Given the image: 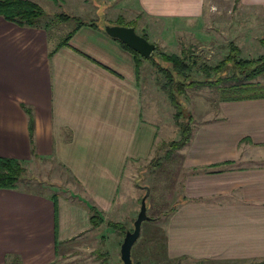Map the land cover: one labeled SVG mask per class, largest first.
<instances>
[{"label":"crops","instance_id":"obj_1","mask_svg":"<svg viewBox=\"0 0 264 264\" xmlns=\"http://www.w3.org/2000/svg\"><path fill=\"white\" fill-rule=\"evenodd\" d=\"M32 1L72 12L87 3ZM209 1L102 2L107 24L127 19L139 29L199 18ZM234 4L264 9V0ZM98 24L81 26L61 45L75 27L54 38L51 25L20 26L0 15V156L63 178L53 193L0 188V264H78L69 245L93 234L90 206L115 211L123 179H133L155 147L161 128L145 94L147 58ZM217 107L183 148L185 200L162 233L168 264H264V95ZM213 164L222 165L192 172Z\"/></svg>","mask_w":264,"mask_h":264},{"label":"rangeland","instance_id":"obj_2","mask_svg":"<svg viewBox=\"0 0 264 264\" xmlns=\"http://www.w3.org/2000/svg\"><path fill=\"white\" fill-rule=\"evenodd\" d=\"M85 1L87 3L85 9L83 7L84 11L81 8L72 12L64 6L60 7V3L57 6L44 7L51 25V36L64 37L78 23L77 19L73 18L65 22L58 20L57 14L63 11L72 16L83 13L85 20L99 15L96 18L98 22L103 25L109 23L105 16L107 6H104V0ZM110 19V23H118L117 19ZM143 22L145 24V21ZM123 23L132 26L131 21L127 19ZM149 23L151 26L143 25V28H136V31L146 35L160 50L168 54L186 56L190 64V76H177V82L198 80L180 92V101L185 113L178 118L180 123L189 122L194 130L201 121L217 115V105L222 101L238 96L264 95V74L252 81L254 86L238 87L239 83L233 77L236 71L232 61L220 70L215 69L231 53L233 44L240 48V56L245 59H255L264 54V9L243 10L234 4V0H210L205 4L204 14L199 18L176 21L169 26H166L164 21ZM157 53L155 51L153 54L154 61L147 59L144 86L146 96L152 99L157 115L156 122L161 128L159 137L148 159L137 168L133 179L129 174L123 179L119 199L123 198L124 202L117 205L115 211L107 214L99 210L103 222L91 223L93 234L69 245L76 254L78 264H119L122 261L120 248L125 237L124 231L134 228L146 186L150 191L147 198V214L152 220L142 223L140 239L138 238L132 248V258L136 264H168L164 256L162 233L165 232L169 215L185 200L184 184L188 169L185 168L183 148L172 150L171 147L173 140L181 138V129L175 119L177 110L169 99L167 88L164 87L169 83V78L158 66L161 64L172 68V64L164 61ZM207 68L211 71L210 75L206 71ZM169 86L168 88L176 89V81ZM35 166L37 165H33L35 170L31 171V167L28 170L32 180L26 179L27 182L21 187L40 193L60 190L63 184H57L61 183L63 178L59 179L57 171H47L45 168L41 171ZM52 168H55L54 164ZM87 200L90 201L89 198ZM109 222H120L122 226L113 228Z\"/></svg>","mask_w":264,"mask_h":264},{"label":"trees","instance_id":"obj_3","mask_svg":"<svg viewBox=\"0 0 264 264\" xmlns=\"http://www.w3.org/2000/svg\"><path fill=\"white\" fill-rule=\"evenodd\" d=\"M0 15H2L3 17H5L10 21L15 22L20 26H30V27L50 26V21L47 20V14L45 9L39 3L32 0H0ZM56 18L64 22L72 18L77 19L78 21L76 27L70 33H68V35L61 42V45L66 44L70 40L74 32H76L81 26L86 24L99 26L97 19H92L91 21H87L85 19H82L81 17L72 16L65 12L57 14ZM130 25L132 26L135 25V22H133ZM143 36L146 37V35ZM115 39L118 40L125 48L133 52L136 56H138L139 58H143V56L139 52L134 50L132 47L128 46L126 43H124L118 38ZM155 51L158 52L157 54H159L164 61L172 64V68L168 66H163L161 64H158V66L159 69L169 78V83L166 84L164 87L167 88L169 99L172 105L177 110V112L175 113V119L181 129V138L178 140H173L171 142V147L172 150H180L191 142L194 136V130L189 122L180 123V121H178L179 117L185 115L179 95L182 94L180 92L184 91L188 85L191 86L195 83V81L198 82V80L194 79L188 83L182 81L177 82L176 80L177 76L179 77L190 76V74L188 75L190 64L187 62L186 56H182L176 53L168 54L167 52L160 50V48L156 45L153 53L147 59L154 61L153 54ZM240 54H241L240 48L237 45L233 44L231 48V53L227 56V58L224 61H222L219 65H217L215 69L220 70L223 67H226L229 61H232L234 65L233 67L234 71H236L234 72L235 75L233 77L235 78L234 80H236L237 83H239L237 86L238 87L254 86L252 81L264 74V54L255 59L253 58L245 59L242 58ZM206 71H208V75H210L211 71H209V68H207ZM175 81H176V89L168 88V86L174 84ZM256 96H260V94L238 96L237 98L234 99L250 98ZM229 163L231 162H227V164ZM220 165L222 164L208 165L204 168L196 167L192 170V172L193 173L212 172L214 171L213 168H216ZM220 170L223 169L221 168L217 169V171ZM26 179L32 180L29 177L28 168L22 161L10 157L0 156V188H9V189L21 188V185H25V183L27 182ZM57 198H58L57 195L53 197L56 206H57ZM90 212H91L90 219L92 224L94 223L100 224L103 222V217L101 216L100 211L96 206L91 205ZM109 225L113 228H120L122 226L120 222H109ZM126 232L127 231L125 230L124 235H126Z\"/></svg>","mask_w":264,"mask_h":264},{"label":"water","instance_id":"obj_4","mask_svg":"<svg viewBox=\"0 0 264 264\" xmlns=\"http://www.w3.org/2000/svg\"><path fill=\"white\" fill-rule=\"evenodd\" d=\"M107 34L114 38H118L134 50L139 52L143 57L148 58L154 51L156 44L149 41L145 36L139 34L133 26L120 24H107L105 26ZM141 199V207L137 218L134 221L133 230H127L124 240L121 244L120 254L121 262L119 264H136L132 258V248L141 234L142 223L145 220H152L147 214V198L149 196V187Z\"/></svg>","mask_w":264,"mask_h":264}]
</instances>
